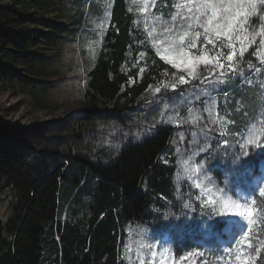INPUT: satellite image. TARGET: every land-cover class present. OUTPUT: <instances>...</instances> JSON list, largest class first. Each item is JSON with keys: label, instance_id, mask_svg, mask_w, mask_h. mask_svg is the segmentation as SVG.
<instances>
[{"label": "trees", "instance_id": "trees-1", "mask_svg": "<svg viewBox=\"0 0 264 264\" xmlns=\"http://www.w3.org/2000/svg\"><path fill=\"white\" fill-rule=\"evenodd\" d=\"M167 1L169 13L172 0ZM110 2L105 19L101 0H76L72 11L66 0H0V95L22 93L42 107L60 108L66 105L62 86L83 85L70 120L53 125L41 143L24 140L23 130L4 124L0 109V264H126L128 224L161 228L173 199L186 193L188 186L176 181L174 127L159 125L128 141L115 156L101 145L110 117L124 122L121 114L136 107L149 89L169 88L180 75H190L189 68L160 54L128 0ZM99 20L108 23L102 27ZM89 37L99 45L93 54L79 50ZM204 40L201 34L199 44ZM229 40L209 44L227 61ZM258 48L256 43L247 52L238 47L231 61L239 70L228 72L219 94L231 131L228 143L220 140L205 154L213 164L232 162L231 144L238 149L235 138L264 106ZM195 207L196 222L188 230L195 237L189 243H199L208 221L213 229L219 226L210 217L214 213L198 202ZM255 208L252 254L255 264H264V195L257 196ZM180 236L176 243L184 239Z\"/></svg>", "mask_w": 264, "mask_h": 264}, {"label": "rangeland", "instance_id": "rangeland-1", "mask_svg": "<svg viewBox=\"0 0 264 264\" xmlns=\"http://www.w3.org/2000/svg\"><path fill=\"white\" fill-rule=\"evenodd\" d=\"M66 1L70 11L76 9V0ZM101 1L105 2L102 15L106 19L111 2ZM128 2L137 13V24L147 29L160 54L179 68H189L190 75H180L169 88L149 89L136 107L121 114L124 122L110 117L106 126L109 128L102 136L103 149L115 156L128 141L151 134L159 125L174 127L176 181L180 186H188L184 197L179 199L178 195L171 202V210L165 213L161 228L155 230L151 225L136 222L128 224L126 264H255L251 229L257 219L255 195L264 189V175L248 163L264 158L260 157L264 151V106L256 120L235 138L238 149L231 144L234 156L227 167L213 164L205 154L215 143L224 141L231 131L230 118L220 107L219 94L224 92V83L220 81H226L231 69L239 70L231 62L238 47L247 52L252 43L258 44L256 55L264 62V0H172L169 13L165 10L167 0ZM250 5H255L254 12ZM255 16L258 17L256 23ZM95 22V19L91 21ZM106 23L97 21L102 27ZM93 27L98 33L103 30L96 24ZM201 34L205 40L200 45ZM228 39L231 61L209 46ZM97 43L89 37L79 50L93 54L99 47ZM257 71L261 73L260 69ZM82 91L80 82L62 86L59 94L62 99L65 96L66 105L60 108L55 105L51 109L32 102L26 94L5 91L0 95L3 123L23 130L20 136L24 140L33 137L39 143V139L43 141L48 137L46 134L53 125L70 120L71 110L77 107ZM197 202L214 213L210 217L219 222L218 228L213 229L212 222L208 221V230L203 223L206 233L198 238L200 246L195 241L189 243L195 236L188 232L196 222ZM68 215L69 207L65 206L63 216ZM178 235L184 239L176 243ZM209 238L213 244H207Z\"/></svg>", "mask_w": 264, "mask_h": 264}, {"label": "snow or ice", "instance_id": "snow-or-ice-1", "mask_svg": "<svg viewBox=\"0 0 264 264\" xmlns=\"http://www.w3.org/2000/svg\"><path fill=\"white\" fill-rule=\"evenodd\" d=\"M250 7H251L252 11L254 12V11H255V5H250ZM227 59H228L229 61H231V60L233 59V56L230 54V55H228ZM249 66H250V65H249ZM221 75H223V73H222ZM220 83H224V81L221 80ZM157 91H159V89H157ZM245 154L247 155V153H245ZM261 195H264V189L261 190ZM238 214H239V213H238Z\"/></svg>", "mask_w": 264, "mask_h": 264}]
</instances>
